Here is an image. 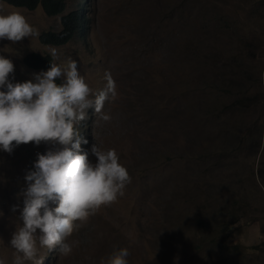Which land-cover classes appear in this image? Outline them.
I'll return each mask as SVG.
<instances>
[{
  "label": "rangeland",
  "instance_id": "1",
  "mask_svg": "<svg viewBox=\"0 0 264 264\" xmlns=\"http://www.w3.org/2000/svg\"><path fill=\"white\" fill-rule=\"evenodd\" d=\"M65 1L67 11L77 0ZM92 1L85 46L49 47L38 35L57 31L60 14L0 0V10L22 13L38 33L0 39L15 80L38 72L23 66L25 54L55 48L53 62L76 60L93 92L104 86L105 70L115 82L116 96L101 110L111 119L88 108L80 126L88 150L93 143L115 149L129 181L113 202L76 222L65 237L70 253L37 245L41 264H100L119 247L129 250L128 264H264V0ZM48 147L29 141L0 151L7 264L20 225L12 205L22 206L24 173ZM222 225L224 247L210 240Z\"/></svg>",
  "mask_w": 264,
  "mask_h": 264
},
{
  "label": "clouds",
  "instance_id": "2",
  "mask_svg": "<svg viewBox=\"0 0 264 264\" xmlns=\"http://www.w3.org/2000/svg\"><path fill=\"white\" fill-rule=\"evenodd\" d=\"M2 1L27 10L40 6L48 14L42 0H37L32 8ZM66 2L62 12L52 15H61L60 28L39 33L42 45L57 47L72 41L85 46L92 24L89 12L93 1L77 0L72 9L65 11ZM72 12L78 17L76 31L62 43L52 42L49 35L58 34L63 28L62 16ZM37 34L22 13L0 10V39L17 42ZM30 53L47 58L49 66L27 64L25 57ZM56 57L55 48L46 53L28 52L22 64L38 72L32 73L30 79L17 81L11 75L12 60L0 54V151L11 153L29 141L34 145L42 141L52 145L35 154L31 168L24 173L22 206L12 205L13 211L19 209L20 225L15 227L8 242L14 249L11 264L25 261L41 264L37 245L70 253L72 245L65 242V237L77 226L76 222L85 221L98 207L113 202L129 181L115 149L102 150L93 143L88 150L90 137L80 126L88 108L104 121L111 119L101 111L105 101L116 96L111 74L105 70L104 86L93 92L78 71L76 60L69 57L64 63H56L53 62ZM89 152L95 157L94 162L90 161ZM128 256L126 247L115 248L100 264H128ZM0 264L7 262L0 258Z\"/></svg>",
  "mask_w": 264,
  "mask_h": 264
},
{
  "label": "trees",
  "instance_id": "3",
  "mask_svg": "<svg viewBox=\"0 0 264 264\" xmlns=\"http://www.w3.org/2000/svg\"><path fill=\"white\" fill-rule=\"evenodd\" d=\"M8 2L15 5H24L28 8H32L35 6L37 0H7ZM42 6L44 10L50 14L54 15L60 13L65 8L64 0H42ZM63 28L57 32L58 34H50V40L55 43H62L66 39H68L77 29L78 25V17L75 12L70 14H65L62 16ZM25 62L34 67H48L49 61L47 58L39 56L36 53H30L25 57ZM58 82V81H57ZM233 202L236 203V200L233 199ZM218 223V221H217ZM235 223L234 218H231L230 224ZM227 229H230V225L228 223L225 224ZM227 237V231L223 228V225L220 226L217 230V235L215 238H211L210 240L217 241L220 247H224L225 241ZM210 238V237H209ZM232 248V247H231Z\"/></svg>",
  "mask_w": 264,
  "mask_h": 264
},
{
  "label": "bare ground",
  "instance_id": "4",
  "mask_svg": "<svg viewBox=\"0 0 264 264\" xmlns=\"http://www.w3.org/2000/svg\"><path fill=\"white\" fill-rule=\"evenodd\" d=\"M82 1H85V0H82ZM83 21H81V23H82Z\"/></svg>",
  "mask_w": 264,
  "mask_h": 264
}]
</instances>
